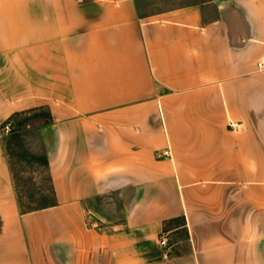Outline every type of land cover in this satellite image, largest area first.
I'll return each mask as SVG.
<instances>
[{
  "label": "crops",
  "instance_id": "obj_1",
  "mask_svg": "<svg viewBox=\"0 0 264 264\" xmlns=\"http://www.w3.org/2000/svg\"><path fill=\"white\" fill-rule=\"evenodd\" d=\"M260 63L264 0H0V264H264ZM40 109L24 210L3 127Z\"/></svg>",
  "mask_w": 264,
  "mask_h": 264
},
{
  "label": "rangeland",
  "instance_id": "obj_2",
  "mask_svg": "<svg viewBox=\"0 0 264 264\" xmlns=\"http://www.w3.org/2000/svg\"><path fill=\"white\" fill-rule=\"evenodd\" d=\"M141 1L148 2V0ZM172 1L177 4L185 0ZM47 119L46 110L40 109L32 113L19 114L4 125V127L9 126V132L5 134V137L24 210L37 209L52 203L48 163L40 135V126ZM107 221L108 227L120 224L118 219L109 218Z\"/></svg>",
  "mask_w": 264,
  "mask_h": 264
},
{
  "label": "built area",
  "instance_id": "obj_3",
  "mask_svg": "<svg viewBox=\"0 0 264 264\" xmlns=\"http://www.w3.org/2000/svg\"><path fill=\"white\" fill-rule=\"evenodd\" d=\"M259 67L264 69V65H263L262 63L259 64ZM8 132H9V126L7 125V126L3 127V133H4V135H5V134H7ZM164 156L167 157V158H169V157H171V154H170L169 151H166V152L164 153ZM86 224H87V226H88L89 228L94 229V224H92L91 222H87V221H86ZM167 244H168V242H167L166 237H165V236H161V237H160V245H161L163 248H167ZM163 257H164V259H168V258H169V250H168V249L166 250V252H164Z\"/></svg>",
  "mask_w": 264,
  "mask_h": 264
}]
</instances>
